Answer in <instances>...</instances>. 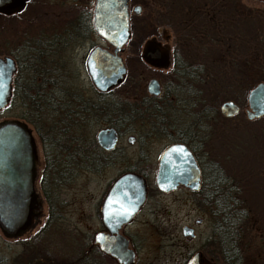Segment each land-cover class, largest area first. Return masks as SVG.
Listing matches in <instances>:
<instances>
[{"label":"flooded vegetation","instance_id":"obj_1","mask_svg":"<svg viewBox=\"0 0 264 264\" xmlns=\"http://www.w3.org/2000/svg\"><path fill=\"white\" fill-rule=\"evenodd\" d=\"M27 1L19 10L0 14H16ZM106 2L52 0V5L67 11L65 22L52 27L49 33L18 35L3 43L4 53L0 55L11 57L14 64L6 104L13 100L17 69L28 63V47L34 49L37 68V163L33 184L37 214L32 218L37 217L38 243L36 258L29 264H264V162L238 167L231 153V162L224 167L209 155L207 144L216 108L212 106L209 114L201 113L200 93L196 91L200 81L190 82L195 89L190 103L181 97H169L181 94L179 77L188 69L182 64L191 63L170 49L168 43L162 47L158 39L148 37L140 44V59L166 70V81L161 83L151 76L143 88L135 79H125L123 53L131 37L130 14L141 8L137 0H126L129 35L117 52L125 66L122 79L109 86L92 83L89 70L96 49L112 51L113 45L104 36L117 32L116 19L101 30L103 34L93 28L92 10L95 4L106 8ZM149 4L153 6V0ZM166 4L168 12L172 3ZM136 5L138 11L134 10ZM200 6L194 15L210 21L217 67L218 58L228 56L233 46L230 1L203 0ZM170 16L168 12V21ZM182 22L185 35L194 38L197 34L189 29L190 19L183 18ZM170 37L163 31V40ZM250 53L242 61L245 70L256 60L264 67L262 56ZM79 67L88 78L92 94L80 81ZM151 78L157 83L155 93L147 89ZM262 79L257 81L264 83ZM121 85H125L126 92L119 90ZM234 105L232 114H220H235L239 107L235 102ZM242 111L248 120L264 115H247L250 108L246 95ZM106 127H112L115 134L112 146L107 148L96 138L97 130ZM172 143L185 144L193 156L197 169L193 186L175 181L174 170L167 173L170 186L161 189L156 184L160 153ZM124 175L128 179H122ZM75 179L83 182L81 198L87 206L86 212L76 213L77 222L68 209L74 198L68 188ZM90 180L97 187L96 193L89 190ZM79 214L84 217L80 225L76 224ZM171 215L175 222H170ZM75 229L82 235L80 241L75 243L71 238L61 251L55 244L52 246L55 233L69 238ZM197 232L202 236L199 244L186 250L187 238L192 239ZM149 234L177 247L171 263L166 253L156 260L141 253ZM126 248L131 249V258L126 257Z\"/></svg>","mask_w":264,"mask_h":264},{"label":"rangeland","instance_id":"obj_2","mask_svg":"<svg viewBox=\"0 0 264 264\" xmlns=\"http://www.w3.org/2000/svg\"><path fill=\"white\" fill-rule=\"evenodd\" d=\"M51 1L28 0L16 14L9 16L0 14V54L4 53L3 43L7 39L17 38L18 35L34 36L38 32L49 33L52 27L67 20V11L52 5ZM201 1L203 0H153L154 5L152 6L149 4V0H137L141 8L137 13L131 12L130 14L131 37L127 41L123 53L126 65L125 79H135L136 83L142 84L143 88L151 76L156 77L161 83L166 81V70L158 66H151L140 59V44L143 39L148 37L158 39V43L162 47L165 42L168 43L170 49L176 50L191 65L199 64L202 67L201 72L204 73L202 74L204 77L201 82H198L196 88L201 91L200 102L216 108L207 144L209 155L226 167V164L231 162V153H233V162L240 164L238 167L242 164L253 167L257 163L264 162V115L254 120H248L242 109L245 105L247 89L258 79L263 78L262 80H264V67H261L256 60L245 70L242 61L248 51L257 52V55L262 56V66H264V0H229L228 15L230 14L229 16L232 17L233 46L230 48L228 56L224 55L218 58L220 64L217 67L214 65V57L217 53L214 51L210 39V21L205 20L206 17L194 15V11L201 5ZM166 2L172 3L168 11L171 14L169 21L166 17L168 13ZM183 18L190 19L189 29L196 31L197 34L194 38L189 39L185 35L187 31L182 28ZM163 31L171 34L168 40L162 39ZM180 39L181 41H179ZM79 69L81 71L80 81L86 83L89 88L88 93L92 94L86 74L81 67ZM125 85H121L119 90L126 92ZM129 90L131 91V89ZM225 99H232L238 105L239 109L235 114L222 116L219 113L218 105ZM22 112H25L22 105L6 104L0 108V119L18 116ZM109 173L110 171L107 174ZM90 177L93 176L90 175ZM82 183L81 179H75L72 186L68 188V193L73 192L74 194L73 202L68 209L72 215H75L71 216L74 217L75 222L78 220L76 213L81 210L87 211V206H84V201L81 198ZM88 186L91 192H97V187L92 180L89 181ZM81 216L79 214V222L76 224L80 225V221L84 220V217ZM173 221L175 222V218L171 215L170 222ZM27 228V232L15 235V237L6 236L0 229V264L34 262L33 259L36 258L34 250L37 249L38 240L37 231L35 232L37 223L34 224L33 218ZM71 231L69 238L66 237V234L55 233L54 236L50 234L53 236L51 238L52 246L55 244L61 251L66 248V243L71 238L75 243L80 241L82 235L78 234L79 230ZM201 237L197 232L192 239L187 238L186 250L196 247ZM144 240L146 243L140 249L142 254L156 260L164 257V253H166L168 255L166 257H169L167 262L171 263L172 256L176 254V246L167 245L165 241L162 239L159 241L157 236L154 237L152 234H149ZM39 241H43V239ZM156 263L160 264L161 261L154 262V264Z\"/></svg>","mask_w":264,"mask_h":264},{"label":"water","instance_id":"obj_3","mask_svg":"<svg viewBox=\"0 0 264 264\" xmlns=\"http://www.w3.org/2000/svg\"><path fill=\"white\" fill-rule=\"evenodd\" d=\"M26 0H0L1 12L19 10ZM138 11L137 5L134 7ZM116 19L117 32L105 35V39L113 45L112 51L97 48L94 64L89 70L95 86H109L119 82L125 66L117 54L129 35L128 10L126 0H107L106 8L95 4L92 10V25L99 34L105 26ZM113 28V26H110ZM14 69L13 60L7 55H0V108L5 106L10 96L11 74ZM149 92H157L155 79L147 83ZM250 108L247 115L264 112V83L257 81L246 94ZM231 99L223 100L219 105L220 113L230 115L235 111ZM98 143L107 148L115 140L112 127L99 128L96 132ZM37 163V144L27 122L15 116L0 119V229L7 236L18 235L29 226L32 217L37 214V197L33 189ZM158 171L155 177L159 188L170 186L167 173L174 170L173 179L189 182L191 186L197 178V169L193 156L183 143H172L165 147L158 159ZM122 179H128L124 175ZM111 251L110 249H108ZM126 257H132V251L126 248ZM114 252V251H111Z\"/></svg>","mask_w":264,"mask_h":264},{"label":"trees","instance_id":"obj_4","mask_svg":"<svg viewBox=\"0 0 264 264\" xmlns=\"http://www.w3.org/2000/svg\"><path fill=\"white\" fill-rule=\"evenodd\" d=\"M32 49L33 48L30 47L27 48L28 63L22 65L23 67L21 68V70L19 68L17 69L14 78L13 100H11L9 104L17 103L25 108V112H22L15 117L21 118L25 120L27 124H29L37 144V68L33 55L34 49ZM182 66L188 69H192L191 71H188L187 69L185 72L181 73V76L179 77L183 85L181 86V88L178 87V91L181 92L182 95L177 92L176 95H169V97H181L183 101L185 100V103H188L195 94V89L189 86L190 82H194L197 80L201 82V79L204 77L202 76V74L204 73H202L201 70H197L198 67H201L200 65L192 66L191 64L189 65L187 63H183ZM196 91L199 93L201 92L199 90ZM211 108L214 109L209 104H201V113H203V115L206 113L209 114L211 112ZM33 222L34 224L37 223V217L33 218Z\"/></svg>","mask_w":264,"mask_h":264}]
</instances>
